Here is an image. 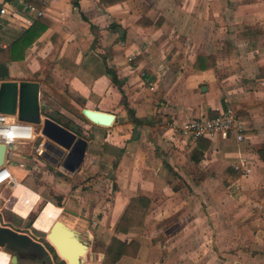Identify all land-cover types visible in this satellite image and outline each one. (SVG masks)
I'll return each mask as SVG.
<instances>
[{
  "label": "crops",
  "instance_id": "1",
  "mask_svg": "<svg viewBox=\"0 0 264 264\" xmlns=\"http://www.w3.org/2000/svg\"><path fill=\"white\" fill-rule=\"evenodd\" d=\"M113 1L0 0V9L32 20L0 16V86L38 83L42 118L88 144L76 173L46 160L22 168L33 144L15 146L7 161L16 186L0 188L1 225L47 248L59 220L88 244L83 264H104L113 239L140 247L116 264H264V0ZM36 22V40L11 47ZM61 95L81 111L79 129L54 110ZM84 110L114 119L105 125ZM228 111L243 124V143L218 136L204 151L170 130ZM19 189L35 199L24 215L9 206ZM138 198L149 201L141 225L116 232ZM49 207L58 215L43 230L37 223ZM49 253L52 264H67ZM1 255L6 264H49L33 251Z\"/></svg>",
  "mask_w": 264,
  "mask_h": 264
},
{
  "label": "water",
  "instance_id": "2",
  "mask_svg": "<svg viewBox=\"0 0 264 264\" xmlns=\"http://www.w3.org/2000/svg\"><path fill=\"white\" fill-rule=\"evenodd\" d=\"M0 113L17 116L19 121L41 128V135L46 138V150L43 159L52 164H59L70 173H76L86 158L87 142L76 134L49 118H42L40 104V86L34 82L4 83L0 86ZM84 116L92 121H98L96 113L84 110ZM111 121L113 117L105 115ZM67 153V154H66ZM7 160V147L0 144V169ZM62 160V162H61ZM47 242L55 249L59 257L67 264H83L88 253V244L76 232L57 220L46 235ZM0 248H5L17 254L33 251L52 264V256L47 248L35 241L29 235L13 231L0 223ZM16 260V257L14 258Z\"/></svg>",
  "mask_w": 264,
  "mask_h": 264
},
{
  "label": "built area",
  "instance_id": "3",
  "mask_svg": "<svg viewBox=\"0 0 264 264\" xmlns=\"http://www.w3.org/2000/svg\"><path fill=\"white\" fill-rule=\"evenodd\" d=\"M25 10L35 18L43 17L44 13L37 10L32 5H25ZM0 16H8L12 20L20 21V25L29 26L32 23L31 19H20L16 12H10L7 7L0 9ZM154 90V87L151 88ZM170 130L177 133L184 139H209L214 140L220 136L223 139H227L230 134H235L237 141L243 143L245 141L242 132L244 131L243 124L240 122L238 116L233 111L222 113L216 118H200L194 119L189 122L177 126L175 124L170 125ZM40 139V140H39ZM46 138L41 135V128L32 124L19 121L16 116L5 115L0 113V144H4L7 147V156L11 155L15 146L21 144H33L34 156L36 158H42L46 150ZM22 168L26 166L21 164ZM0 188L16 186V179L9 168L8 161L4 167L0 169Z\"/></svg>",
  "mask_w": 264,
  "mask_h": 264
},
{
  "label": "trees",
  "instance_id": "4",
  "mask_svg": "<svg viewBox=\"0 0 264 264\" xmlns=\"http://www.w3.org/2000/svg\"><path fill=\"white\" fill-rule=\"evenodd\" d=\"M101 2L108 7L119 4V2H116L113 0H101ZM39 23H41V22H36L35 25L33 27H31L28 31H26L25 34H23L20 37V39L16 43H14V45H12L11 47H14L15 45L21 46L23 44L25 45V49L27 47H29V45H31L36 40V38L38 37V36H36L35 38H33V35L35 34V31L37 30V28H39V26H41ZM38 35H40V34H38ZM28 42H30V43L27 44ZM12 50H13V48H12ZM108 74L112 77L114 84L121 87V84H120L116 74L114 72H111V71H109ZM126 108L128 110L129 115L132 117V119L135 121V123H138L137 122L138 120L135 118V112L133 110H131L127 104H126ZM197 142H200L199 145H204V147H203V148H205L204 151L206 149H208V147H209V143H208L209 141L208 140L201 138V139H198ZM203 157H204V152L201 153L200 155H196V154L194 155V159L196 161H200ZM259 157L262 160V162L264 163V150H261L259 152ZM239 175H240L239 172H234L233 178L236 179L237 177H239ZM135 203H136V205H135ZM148 206H149V201L145 198H138L136 200H133L131 202L130 206L128 207L124 217L122 218L118 228L116 229V232H119L121 230L123 231V225L129 229L132 227L140 226L142 221H143V217L146 214ZM46 246L49 249V251L55 256L56 260H59V257L57 256L54 248L48 243H46ZM139 250H140V247L136 243H131L130 245H125V244H122V243L118 242L117 240L113 239V241L111 242V244L107 250L106 258L104 260V264H116L123 256L136 257L138 255ZM61 263L65 264V262H61Z\"/></svg>",
  "mask_w": 264,
  "mask_h": 264
},
{
  "label": "bare ground",
  "instance_id": "5",
  "mask_svg": "<svg viewBox=\"0 0 264 264\" xmlns=\"http://www.w3.org/2000/svg\"><path fill=\"white\" fill-rule=\"evenodd\" d=\"M96 113V112H95ZM105 115H99L96 113V117L99 122L103 123H109L111 120L109 118H104ZM5 174H3L1 177H4ZM14 197L9 201V206L16 211L22 213L23 215L27 213V211L32 206L35 199H31L28 197V195L25 193L27 190H21ZM58 215V211H56L54 208L49 207L41 216L37 223V227L43 230H47L51 224L55 221L56 217ZM7 257L4 255H1L0 257V264H6L7 263Z\"/></svg>",
  "mask_w": 264,
  "mask_h": 264
},
{
  "label": "rangeland",
  "instance_id": "6",
  "mask_svg": "<svg viewBox=\"0 0 264 264\" xmlns=\"http://www.w3.org/2000/svg\"><path fill=\"white\" fill-rule=\"evenodd\" d=\"M62 96V99H61V102L59 103L60 104V106H62V108L60 107L59 109H54V110H61V112H62V116L61 117H59V119L62 121V123L64 124V125H66L67 127H69V128H74V129H79V127L76 125V123L75 122H77V121H79V122H85V120H84V118H83V116H82V113H81V111L80 110H77V109H75V107H73V106H71L67 101H64V99H66L65 97H64V95H61ZM64 98V99H63ZM82 131V130H81ZM95 132H96V134H98V135H100V136H102L103 138L104 137H106V135H107V133H106V131L105 130H101V131H99V130H95ZM40 140V139H39ZM25 145H28V144H24V145H21V144H19V145H17L18 147L19 146H22V147H26ZM28 148V147H27ZM31 154H32V156H29V157H26V158H23V162H24V165L26 166V167H29V166H31V167H36L37 165L38 166H40L43 162H44V159L43 158H36L35 156H34V146L33 147H31ZM13 153H15L16 154V150H15V148H14V150H13ZM12 153V154H13ZM12 154L10 155V156H12ZM17 155V154H16ZM20 157H22V156H20ZM27 170V169H26ZM18 174V173H17ZM20 177H22V179H23V177L24 176H21V174H20V176H19V174H18V178L20 179Z\"/></svg>",
  "mask_w": 264,
  "mask_h": 264
}]
</instances>
